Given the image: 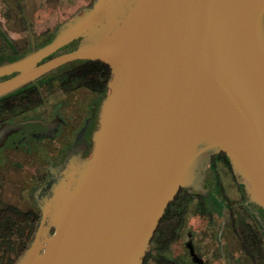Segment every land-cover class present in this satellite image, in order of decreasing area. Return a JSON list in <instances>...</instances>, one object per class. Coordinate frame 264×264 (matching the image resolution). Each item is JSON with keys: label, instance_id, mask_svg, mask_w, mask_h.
<instances>
[{"label": "water", "instance_id": "95a60500", "mask_svg": "<svg viewBox=\"0 0 264 264\" xmlns=\"http://www.w3.org/2000/svg\"><path fill=\"white\" fill-rule=\"evenodd\" d=\"M73 59L111 69L92 147L83 156L88 119L12 264H142L169 202L220 151L264 210V0H94L0 63L16 71L0 96Z\"/></svg>", "mask_w": 264, "mask_h": 264}, {"label": "flooded vegetation", "instance_id": "af4514ba", "mask_svg": "<svg viewBox=\"0 0 264 264\" xmlns=\"http://www.w3.org/2000/svg\"><path fill=\"white\" fill-rule=\"evenodd\" d=\"M93 1L0 0V63L42 46ZM79 43L76 38L38 63ZM88 60L98 59L67 61L0 96V201L36 214L37 220L57 190L54 176L63 154L88 119L91 125L80 141L83 156L92 147L110 77L100 90L97 75L106 70ZM199 168L198 186L180 189L142 264H264V210L250 199L226 153L205 156ZM6 194L11 201L2 199Z\"/></svg>", "mask_w": 264, "mask_h": 264}, {"label": "trees", "instance_id": "16d2710c", "mask_svg": "<svg viewBox=\"0 0 264 264\" xmlns=\"http://www.w3.org/2000/svg\"><path fill=\"white\" fill-rule=\"evenodd\" d=\"M85 63L103 65L106 71L104 74H98L97 80L100 84V90H104L106 88V82L110 77L109 65L101 60H95L94 62L88 60ZM179 194H181V190H179L175 198L169 202L165 210L166 214L162 216V219L166 218L167 213L172 211L173 203L175 199L178 198ZM29 214L30 212L24 211L15 204H8L0 201V264H12L25 248L33 233L37 220L36 214L32 216H29Z\"/></svg>", "mask_w": 264, "mask_h": 264}, {"label": "rangeland", "instance_id": "374dc122", "mask_svg": "<svg viewBox=\"0 0 264 264\" xmlns=\"http://www.w3.org/2000/svg\"><path fill=\"white\" fill-rule=\"evenodd\" d=\"M2 199L5 200V201H11V200H10L11 198H9L7 194H6V195H3ZM38 219H39V218H38ZM37 221H38V220H37ZM35 225H36V223H35Z\"/></svg>", "mask_w": 264, "mask_h": 264}]
</instances>
